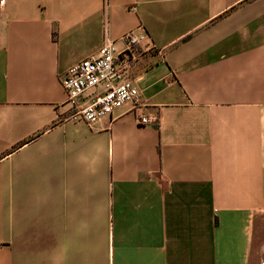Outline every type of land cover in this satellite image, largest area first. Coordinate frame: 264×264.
<instances>
[{"label":"crops","instance_id":"0c3cea01","mask_svg":"<svg viewBox=\"0 0 264 264\" xmlns=\"http://www.w3.org/2000/svg\"><path fill=\"white\" fill-rule=\"evenodd\" d=\"M140 25L142 102L68 118ZM263 224L264 0H0V264H259Z\"/></svg>","mask_w":264,"mask_h":264},{"label":"built area","instance_id":"2783aa9c","mask_svg":"<svg viewBox=\"0 0 264 264\" xmlns=\"http://www.w3.org/2000/svg\"><path fill=\"white\" fill-rule=\"evenodd\" d=\"M125 47L107 38L97 54L86 57L60 73L69 105V115L76 121L89 124L110 116L127 103L142 102L140 90L134 82L132 71L155 47L143 26L122 36ZM103 92L96 93L98 86ZM143 124L156 123V118L142 116Z\"/></svg>","mask_w":264,"mask_h":264},{"label":"rangeland","instance_id":"374dc122","mask_svg":"<svg viewBox=\"0 0 264 264\" xmlns=\"http://www.w3.org/2000/svg\"><path fill=\"white\" fill-rule=\"evenodd\" d=\"M258 257L259 264H264V224L258 234Z\"/></svg>","mask_w":264,"mask_h":264}]
</instances>
